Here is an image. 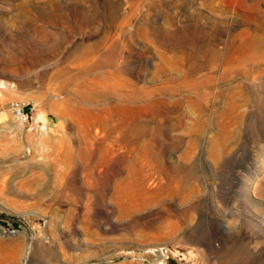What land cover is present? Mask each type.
I'll return each mask as SVG.
<instances>
[{
	"label": "rangeland",
	"instance_id": "374dc122",
	"mask_svg": "<svg viewBox=\"0 0 264 264\" xmlns=\"http://www.w3.org/2000/svg\"><path fill=\"white\" fill-rule=\"evenodd\" d=\"M0 264H264V0H0Z\"/></svg>",
	"mask_w": 264,
	"mask_h": 264
},
{
	"label": "built area",
	"instance_id": "2783aa9c",
	"mask_svg": "<svg viewBox=\"0 0 264 264\" xmlns=\"http://www.w3.org/2000/svg\"><path fill=\"white\" fill-rule=\"evenodd\" d=\"M17 110V115L19 116V118L26 120L28 115L27 113L23 112V110L21 109H16ZM42 128H46V125H43ZM163 249H159L160 252H162Z\"/></svg>",
	"mask_w": 264,
	"mask_h": 264
},
{
	"label": "bare ground",
	"instance_id": "6f19581e",
	"mask_svg": "<svg viewBox=\"0 0 264 264\" xmlns=\"http://www.w3.org/2000/svg\"><path fill=\"white\" fill-rule=\"evenodd\" d=\"M16 114H17V110H16Z\"/></svg>",
	"mask_w": 264,
	"mask_h": 264
}]
</instances>
